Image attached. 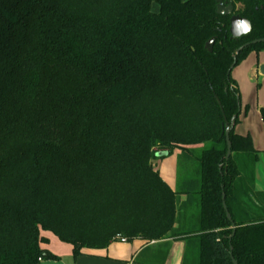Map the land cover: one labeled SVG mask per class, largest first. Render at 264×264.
Returning a JSON list of instances; mask_svg holds the SVG:
<instances>
[{
	"label": "trees",
	"instance_id": "trees-1",
	"mask_svg": "<svg viewBox=\"0 0 264 264\" xmlns=\"http://www.w3.org/2000/svg\"><path fill=\"white\" fill-rule=\"evenodd\" d=\"M233 4L251 22L237 39L216 0H0V264L57 260L40 230L74 258L118 237L180 238L181 264H264L258 155L234 132L231 76L264 49L232 66L264 38V0ZM174 149L175 190L155 165Z\"/></svg>",
	"mask_w": 264,
	"mask_h": 264
},
{
	"label": "crops",
	"instance_id": "crops-1",
	"mask_svg": "<svg viewBox=\"0 0 264 264\" xmlns=\"http://www.w3.org/2000/svg\"><path fill=\"white\" fill-rule=\"evenodd\" d=\"M158 6L153 5V10L157 11ZM247 73L249 77L254 76L258 73L257 65H250ZM235 81L238 79L235 76ZM264 81V77H263ZM238 84V82H237ZM257 115H260L259 109L255 110ZM247 114V112H246ZM236 133V132H235ZM240 134V133H238ZM250 134V132H249ZM258 159L255 164L254 172V188L256 191H264V165ZM179 150L177 149V154ZM176 154V156H177ZM160 167V174L164 177L165 167ZM163 166V165H162ZM168 182L172 188L174 178L167 177ZM175 190V189H174ZM185 195H180V201H184ZM192 209L185 211L184 217L182 218V225L185 227L193 226L197 220V203L194 200ZM40 236L45 240L50 241L51 245H44L40 243L41 248L49 250L55 254L57 260H48L42 262V264H55L61 260L62 257L68 258L72 253V246L68 243L60 241L52 232L46 230H40ZM170 243V245L168 244ZM185 250V241L182 239H167L163 241H152L146 243L140 239H134L131 242H112L106 248L102 249H89L83 248L81 255L76 259L75 264H181L183 260Z\"/></svg>",
	"mask_w": 264,
	"mask_h": 264
},
{
	"label": "rangeland",
	"instance_id": "rangeland-1",
	"mask_svg": "<svg viewBox=\"0 0 264 264\" xmlns=\"http://www.w3.org/2000/svg\"><path fill=\"white\" fill-rule=\"evenodd\" d=\"M155 3L152 4V8ZM264 64V49L255 52H248L237 65L234 66L231 72L233 78L238 79V91H239V115L238 122L234 126V132L240 133L241 135H249L252 141V145L255 149L259 150L258 154L260 156V161L264 165V122L260 115H257L255 110L264 107V81L263 75L260 72V66ZM250 65H257L258 73L254 76L249 77L247 70ZM247 112V114H246ZM250 132V134H249ZM177 149L172 150V152L163 158H159L155 161L156 169L160 173V166L165 167L164 177L169 176L174 178L173 187L174 190L180 185L177 181ZM163 165V166H162ZM161 176V174H160ZM162 177V176H161ZM163 179V177H162ZM164 180V179H163ZM194 204L190 205L188 210L192 209ZM194 208V207H193ZM197 210V208H196ZM120 242V241H116ZM44 245H51L50 241L45 240ZM76 258L73 257L72 253L68 258L62 257L60 261L55 264H75Z\"/></svg>",
	"mask_w": 264,
	"mask_h": 264
},
{
	"label": "water",
	"instance_id": "water-1",
	"mask_svg": "<svg viewBox=\"0 0 264 264\" xmlns=\"http://www.w3.org/2000/svg\"><path fill=\"white\" fill-rule=\"evenodd\" d=\"M234 9V4H233V0H216V12L219 15H223V16H229V27H228V32H229V38L230 39H237L242 35H245L247 33L250 32L251 30V22L245 18L242 17L241 15L234 13L233 12ZM214 37L209 38L206 43H205V48L211 52L212 51V46H213V42H214ZM264 41V38H259V39H254L250 42H246L244 44H242L241 46H239L238 48L235 49L234 51V61L232 63V66L235 63V57L236 54L243 49L245 46L249 45V44H254L257 42H261ZM260 72L261 74L264 76V64H262L260 66ZM215 99L219 105L220 110L222 111V106L221 103L218 99V97L215 95ZM238 105L240 106V103L238 102ZM240 110V109H239ZM234 126V118L231 119L230 123L228 124L227 122L225 123V127H224V135H225V139H226V146H227V150H226V154H225V159H227L231 153V142L229 140V132L230 130L233 128ZM167 154V151H158L156 152V156H165ZM222 205L224 210L226 211V217L227 219L231 220V216L229 214V212L226 209V205L224 202V194L222 193ZM232 226H234V224L232 223ZM233 264H237V261L235 259H232Z\"/></svg>",
	"mask_w": 264,
	"mask_h": 264
},
{
	"label": "built area",
	"instance_id": "built-area-1",
	"mask_svg": "<svg viewBox=\"0 0 264 264\" xmlns=\"http://www.w3.org/2000/svg\"><path fill=\"white\" fill-rule=\"evenodd\" d=\"M118 240H119L120 242H125V239H124V238H121V237H118Z\"/></svg>",
	"mask_w": 264,
	"mask_h": 264
}]
</instances>
